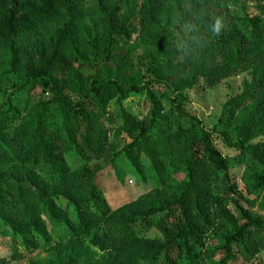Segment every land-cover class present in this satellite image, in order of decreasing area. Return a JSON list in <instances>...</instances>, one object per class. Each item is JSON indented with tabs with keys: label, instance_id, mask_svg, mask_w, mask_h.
<instances>
[{
	"label": "trees",
	"instance_id": "obj_1",
	"mask_svg": "<svg viewBox=\"0 0 264 264\" xmlns=\"http://www.w3.org/2000/svg\"><path fill=\"white\" fill-rule=\"evenodd\" d=\"M239 74L235 132L203 126L185 94ZM213 137L264 192V0H0V264H260L264 212L239 204ZM122 158L157 183L112 207L97 179Z\"/></svg>",
	"mask_w": 264,
	"mask_h": 264
},
{
	"label": "rangeland",
	"instance_id": "obj_2",
	"mask_svg": "<svg viewBox=\"0 0 264 264\" xmlns=\"http://www.w3.org/2000/svg\"><path fill=\"white\" fill-rule=\"evenodd\" d=\"M237 3H247V0H237ZM234 9H237L236 4H232ZM132 41V40H131ZM131 41H123V48L127 50ZM243 74L235 75L229 78L221 79L213 87L201 88L198 87L185 94L187 108L191 113H194L200 120L203 126L215 125L219 128L229 129L232 133L243 117L247 114L251 105L242 106L235 114L234 118L228 120L227 116L223 115V109L228 99L235 93L240 92V82ZM16 81L15 77L5 79L1 85L4 90L9 88ZM41 88L32 90L30 86L25 87L16 94V99L23 106L26 97L32 95L35 100L41 95ZM144 96L133 97L132 100L125 103V106L132 112L140 121H147L149 110L145 105ZM169 106V101L164 103L163 109L157 113V122L155 134L160 135L165 116ZM110 111L115 115L118 113V106L115 103L110 104ZM172 119V118H171ZM210 146L217 150L229 162V175L231 183L236 189V198L239 204L245 208H249L253 213L261 215L264 212V192H260L256 187V178L263 174L260 166L248 154H240L234 149H230L224 145L221 139L213 137ZM100 163H105L99 161ZM141 172H135L125 159H119L106 165L100 173L97 183L101 187L104 199L112 206L117 207L128 200L134 199L140 194L150 191L157 183V177L152 173L151 168L145 159H140ZM234 208L235 205H230ZM236 209V208H235ZM210 248L213 245H209ZM43 261L46 257L41 256ZM217 259L214 258L208 264H215ZM257 263L264 264V253L260 255Z\"/></svg>",
	"mask_w": 264,
	"mask_h": 264
},
{
	"label": "clouds",
	"instance_id": "obj_3",
	"mask_svg": "<svg viewBox=\"0 0 264 264\" xmlns=\"http://www.w3.org/2000/svg\"><path fill=\"white\" fill-rule=\"evenodd\" d=\"M220 20H217L216 21V23L213 25V30L215 31V32H219V30H220Z\"/></svg>",
	"mask_w": 264,
	"mask_h": 264
}]
</instances>
